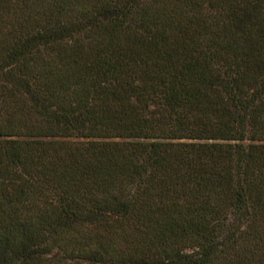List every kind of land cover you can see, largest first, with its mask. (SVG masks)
I'll use <instances>...</instances> for the list:
<instances>
[{
  "label": "trees",
  "instance_id": "obj_1",
  "mask_svg": "<svg viewBox=\"0 0 264 264\" xmlns=\"http://www.w3.org/2000/svg\"><path fill=\"white\" fill-rule=\"evenodd\" d=\"M0 264H264V0H0Z\"/></svg>",
  "mask_w": 264,
  "mask_h": 264
}]
</instances>
